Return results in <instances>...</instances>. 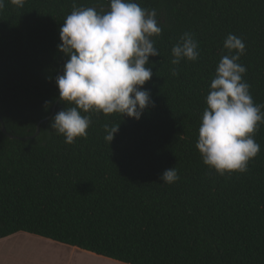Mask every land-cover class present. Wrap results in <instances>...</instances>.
<instances>
[{
    "label": "trees",
    "instance_id": "trees-1",
    "mask_svg": "<svg viewBox=\"0 0 264 264\" xmlns=\"http://www.w3.org/2000/svg\"><path fill=\"white\" fill-rule=\"evenodd\" d=\"M155 9L160 55L150 56L154 106L141 118L83 112L87 136L65 143L50 128L55 76L69 58L57 48L73 6L109 7L107 0H5L0 11V238L16 232L52 239L124 264H264V123L246 172L220 175L196 148L198 130L231 33L245 52L254 104L264 105V0H135ZM184 33L199 56L171 64ZM234 54V53H233ZM175 68L177 75H173ZM47 102V107L45 104ZM264 112V108L261 109ZM109 143L108 129L118 126ZM12 137H11V136ZM175 167L179 179L161 174Z\"/></svg>",
    "mask_w": 264,
    "mask_h": 264
},
{
    "label": "clouds",
    "instance_id": "clouds-1",
    "mask_svg": "<svg viewBox=\"0 0 264 264\" xmlns=\"http://www.w3.org/2000/svg\"><path fill=\"white\" fill-rule=\"evenodd\" d=\"M23 8L25 0H9ZM109 7L73 6L60 27V52L69 57L63 74L55 76L60 102L70 107L52 118L50 128L65 137V143L87 136L90 117L81 111L119 113L139 120L144 110L154 106L148 89H142L153 75L150 56L160 55L154 36L162 32L155 9L139 6L134 0H107ZM5 0H0V11ZM228 55H223L210 84L198 130L196 148L203 163L220 175L246 172L248 162L260 151L254 139L258 124L264 123L262 104H254L249 84L242 80L246 67L237 61L245 52L241 38L229 34L224 41ZM171 64L198 59V42L184 33L171 49ZM234 53V54H233ZM173 75H177L175 68ZM47 107V102L45 104ZM119 125L106 126L109 143ZM161 181L171 184L179 179L175 167L166 169Z\"/></svg>",
    "mask_w": 264,
    "mask_h": 264
},
{
    "label": "crops",
    "instance_id": "crops-1",
    "mask_svg": "<svg viewBox=\"0 0 264 264\" xmlns=\"http://www.w3.org/2000/svg\"><path fill=\"white\" fill-rule=\"evenodd\" d=\"M13 254L32 256V259L24 261L26 264H124L22 231L0 238V258L3 257L6 263L16 264V261L13 262Z\"/></svg>",
    "mask_w": 264,
    "mask_h": 264
},
{
    "label": "water",
    "instance_id": "water-1",
    "mask_svg": "<svg viewBox=\"0 0 264 264\" xmlns=\"http://www.w3.org/2000/svg\"><path fill=\"white\" fill-rule=\"evenodd\" d=\"M134 2H135V0H134ZM61 74H63V70H60V71L58 72L57 75H61ZM59 100H60V99L58 98V100H57V101L55 102V104L53 105L51 114L48 115L47 117L41 119V120L38 122L35 134L32 135V136L25 137V138H32V137H34V136H36V135L38 134V131H39V124H40L42 121L47 120V119H49V118L51 117V115H52V114L54 113V111H55L56 104H57V102H58ZM0 122H1V129H2V131H3L5 134H7L6 129H5V126H4V124H3L2 120H1V118H0ZM10 136H11V135H10ZM11 137H12V136H11Z\"/></svg>",
    "mask_w": 264,
    "mask_h": 264
},
{
    "label": "rangeland",
    "instance_id": "rangeland-1",
    "mask_svg": "<svg viewBox=\"0 0 264 264\" xmlns=\"http://www.w3.org/2000/svg\"><path fill=\"white\" fill-rule=\"evenodd\" d=\"M33 257L27 254H13V262L16 261V264H26L24 261L32 259ZM10 262L6 263V260L3 257L0 258V264H9Z\"/></svg>",
    "mask_w": 264,
    "mask_h": 264
}]
</instances>
